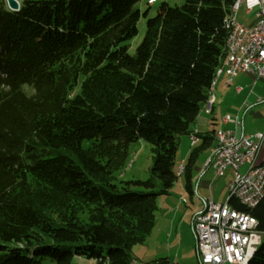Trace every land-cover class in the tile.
Returning <instances> with one entry per match:
<instances>
[{"label":"trees","instance_id":"trees-1","mask_svg":"<svg viewBox=\"0 0 264 264\" xmlns=\"http://www.w3.org/2000/svg\"><path fill=\"white\" fill-rule=\"evenodd\" d=\"M18 1L0 0V264H132L177 182L236 0L162 4L135 54L143 0ZM141 139L150 178L119 182ZM249 213L264 234V199ZM248 264H264V241Z\"/></svg>","mask_w":264,"mask_h":264},{"label":"built area","instance_id":"built-area-1","mask_svg":"<svg viewBox=\"0 0 264 264\" xmlns=\"http://www.w3.org/2000/svg\"><path fill=\"white\" fill-rule=\"evenodd\" d=\"M150 4H154V0H150ZM240 9L237 8L236 14ZM245 10L251 14L257 11V14L252 26L241 25L236 31L240 33L243 28H251L248 40L238 41L240 55L245 56L243 74L264 81V0H246ZM255 46H263V53L255 54ZM235 60L233 73H236ZM231 82L232 76H229L228 84ZM242 92L241 87L236 88L237 94ZM222 120L225 126L235 125V128H223L219 149L212 159L206 160L204 169H212L215 175L219 169L233 171L228 192H238V199L233 202L240 208L233 204L225 206V203L212 199L204 201V208L195 216L192 225L201 264H221V258H228V264H241L240 252H243L245 239L250 232L251 220H256L249 213L250 204H260L264 199V166L257 165L264 133L239 137V128H243L239 117L227 115ZM193 142H198L197 131L193 133ZM244 166L247 171L242 174L240 169ZM184 170L185 166L182 165L181 171Z\"/></svg>","mask_w":264,"mask_h":264},{"label":"rangeland","instance_id":"rangeland-1","mask_svg":"<svg viewBox=\"0 0 264 264\" xmlns=\"http://www.w3.org/2000/svg\"><path fill=\"white\" fill-rule=\"evenodd\" d=\"M149 1L150 0H143L138 5V8L142 13V17L138 24L139 33L136 38L133 39L132 42H130L131 54H135L137 47L139 46V44H141L145 37L147 19L156 17L162 4L167 3L171 7H181L185 3V0H157L156 4H150ZM245 12V7H242L237 14V22L245 26L252 25L253 21L255 20L257 11H254L251 17L246 16ZM143 15L146 16L144 17ZM257 90L259 91V94H264V86L262 83L258 84ZM258 95L251 98V100H249L248 105H245V108L241 109V107L235 103H232V105L230 106L231 112H229L228 114H230L234 118H236V116H240L239 119H241V121L242 119H244L245 126L243 128H239V137L242 136L243 132L247 137H250L251 135H255L257 133H264V99L262 98V101H259ZM225 113H227V110ZM222 128L225 127H223L221 123L218 122L216 129L220 130ZM229 128L234 129L235 125H231ZM191 142L192 146H194L193 141ZM183 148L184 145L182 144L181 146L180 143L176 154V172H179L180 170V161L182 153L186 154V151L184 152ZM154 156V147L145 140L141 139L136 143H132L129 146L128 155L126 157V161L124 162V166L115 173L116 177L118 178V181L127 183L131 181L148 180L150 178V172L153 166ZM262 163H264V145L257 159L258 165ZM246 171V166L240 169V173L242 174H244ZM232 174L233 171L229 169L224 178H219L220 183H222V185L224 186V183L226 181L228 182V180H231L233 178ZM222 185L220 188L221 190ZM170 194L171 195L169 196H161L158 198V209L156 212L155 224L157 228L155 227V231L153 230L152 233L149 235L146 243L136 245L133 248L132 254L134 262L132 264H201L196 256V253L194 252V238L192 236V239H189L190 237L187 234L188 230L186 228V225L190 224V218H188V220L185 221L183 224H180L181 222L178 223L176 221L178 223L176 226H180L179 231L183 234V237L185 239L184 243L180 244V246L177 247V244L179 242L177 241L176 237L173 236V233H168V235H171V238L165 237L168 222L172 220L174 221L175 217H178L179 219L181 215L179 214L176 216H168L167 211L171 210V207L173 208V206H177L178 204H180V202H183V200H186V202H188L186 203V205H182L181 208L183 211H187L192 208V201L189 195L183 192L181 185L178 181L176 182L174 188L171 190ZM227 199L228 197H226V200ZM225 201H219V203H224ZM183 225L184 227H182ZM166 239L168 240L167 242ZM259 240V242H261L262 244V242L264 241V235L260 236ZM72 264L97 263L95 260H88L85 258L75 257Z\"/></svg>","mask_w":264,"mask_h":264},{"label":"crops","instance_id":"crops-1","mask_svg":"<svg viewBox=\"0 0 264 264\" xmlns=\"http://www.w3.org/2000/svg\"><path fill=\"white\" fill-rule=\"evenodd\" d=\"M251 15L246 14V16L249 17H251ZM254 22L255 20L253 21L252 25L254 24ZM259 83H262L264 86L263 80L255 79L253 76H249L246 74H240L231 82V84H228L227 77L222 76L218 80L215 89L216 102L213 107V113L208 115L205 111H202L192 128V132H198V142L194 146H192V139L190 135H183L180 138L179 146L180 143L181 146L183 144V151H186V154L182 153L181 155L180 166H185V172L182 174L176 172L178 176L177 181L180 183L183 192L189 195L192 201V208L187 211H183L181 208L182 205H186V203H188L186 202V200H183V202H180V204H178L177 206H173V208L171 207V210L167 211L168 216H176L179 214L181 215L179 219L178 217H175L174 221L172 220L168 222V232L166 231L165 237L169 238L171 235H168V233H173V236H175L177 241L179 242L177 244V247L180 246V244L184 243L185 239L183 237V234L179 231L180 226L176 225L179 222H181L180 224H183L188 220V218H190V224L186 225V228L188 230L187 234L190 237H188L189 239H192V236L194 238V252L196 253L198 260L199 256L197 251V242L192 230L194 218L200 211L203 210L205 200L212 199L217 203H219V201H225L226 197H229L228 185L232 180H228V182L226 181L223 186L212 169H204L205 162L211 155L212 147L215 143L214 133L217 131L216 126L219 122L223 127L229 128L231 125L225 126L224 124H222V119L225 116L230 115L228 114L229 112H231L230 106L232 105V103H235L239 105L241 109L245 108V105H248L249 100L259 94V91L257 90ZM238 87H241L243 89V92L241 94L236 93V88ZM262 95L264 94L258 95L259 101L262 100V98L264 99V96ZM226 110L227 113H225ZM239 120L243 123L244 127V119H242V121L241 119ZM221 185L222 190L220 189ZM155 227L157 228L156 225ZM182 227H184V225ZM156 228H154V231ZM167 241L168 240L166 239V242Z\"/></svg>","mask_w":264,"mask_h":264},{"label":"bare ground","instance_id":"bare-ground-1","mask_svg":"<svg viewBox=\"0 0 264 264\" xmlns=\"http://www.w3.org/2000/svg\"><path fill=\"white\" fill-rule=\"evenodd\" d=\"M156 2L157 0H154L155 4ZM242 7L246 8V0H236L235 4L232 7V13L226 20L227 29L229 31V35L225 47L226 56L223 63L221 64V67H219V69L217 70L215 79L211 85L209 100L204 108V111L208 115L213 113V107L216 102L215 89L218 80L222 76H226L228 81V77L232 76V81H233L237 76L243 74L245 56L240 55V49H238V41L248 40V37L251 36V28H243V32L236 33V31L239 30L240 26L242 25L237 22L236 10L237 8H242ZM246 14L251 15L250 12H246ZM234 35H235V39H234ZM262 53H263V46H255V54H262ZM234 58H236L235 60L236 73H233ZM222 124H223V120H222ZM193 133L194 131L191 132L190 134L192 141H193ZM222 134H223V128L217 130L214 133L215 143L214 146L212 147L211 155L208 157L207 160L212 159L216 154L217 150L219 149V146L221 144ZM197 138H198V132H197ZM196 143L197 142H193V145H195ZM263 145H264V140H263ZM258 166H264V163ZM181 168L182 165L180 166V170H179L180 174L185 172V170L181 171ZM228 171L229 169H219L216 171V177L224 178ZM236 199H238V192H229V197L228 200L225 202V206H232L231 200L233 201ZM258 205L259 204H250V211L254 210ZM257 226H258L257 220H251L250 232L248 233L247 238L245 239L243 252H240L241 264H248L251 258L253 257L255 251L258 250L261 244V242H259L260 232L257 231ZM254 244H256L255 248H254ZM221 264H228V258H221ZM232 264H239V263H232Z\"/></svg>","mask_w":264,"mask_h":264},{"label":"water","instance_id":"water-1","mask_svg":"<svg viewBox=\"0 0 264 264\" xmlns=\"http://www.w3.org/2000/svg\"><path fill=\"white\" fill-rule=\"evenodd\" d=\"M8 7L13 12L20 11L21 5L18 0H6ZM256 252V251H255Z\"/></svg>","mask_w":264,"mask_h":264}]
</instances>
